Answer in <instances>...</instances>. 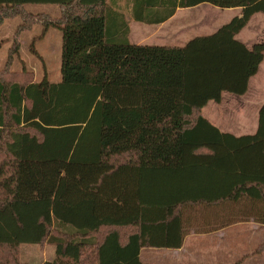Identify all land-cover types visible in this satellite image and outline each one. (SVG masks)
<instances>
[{
    "label": "trees",
    "instance_id": "trees-1",
    "mask_svg": "<svg viewBox=\"0 0 264 264\" xmlns=\"http://www.w3.org/2000/svg\"><path fill=\"white\" fill-rule=\"evenodd\" d=\"M30 3L62 8L42 22L63 34L61 80L0 72V264L45 241L56 257L42 264H147L143 248H180L192 231L264 225V104L254 134L202 115L258 73L264 41L237 35L264 0H134L147 23L201 3L242 9L184 46L131 43L108 0H0V27L21 16L31 30Z\"/></svg>",
    "mask_w": 264,
    "mask_h": 264
},
{
    "label": "crops",
    "instance_id": "crops-1",
    "mask_svg": "<svg viewBox=\"0 0 264 264\" xmlns=\"http://www.w3.org/2000/svg\"><path fill=\"white\" fill-rule=\"evenodd\" d=\"M108 2H110L114 8L123 15V19L128 21L130 29L129 40L131 43L138 45L147 44L163 46H184L191 38L199 36H190L191 25L187 9H194L195 7L207 4L201 3L197 6L188 8L179 7L173 16L163 22L147 23L133 18L132 7L134 0H108ZM257 14H255L252 19ZM251 21L237 35V39L244 42L248 47L263 42L258 39L259 34H256L257 31L260 30L259 27V30L257 29L256 32L255 30L251 31L252 36H250V33L249 36L244 34L243 31L250 25ZM202 24L205 25L206 23L204 22ZM212 26L213 25H210V27ZM217 29H215V31ZM215 31L213 30V32ZM207 34L211 33H206L205 35ZM263 67L264 61L261 63L258 73L250 79L249 89L242 96L244 97L243 101L246 102L230 106V104L225 103L226 97L228 99L239 96L234 94V96H230L225 95L226 93H224L221 102H214L216 104H213L212 101H210L203 108L202 115L211 124L215 125L223 132H229L236 136L254 134L258 128L259 111L264 104V99H257L256 102L254 101V98L250 96V92L255 80L261 82L260 75L264 69ZM260 85L261 83H259V86ZM259 86L256 92L252 93L257 94ZM221 115L229 116L232 124L225 123L223 119H220ZM227 127L235 129H228ZM242 224H250L253 225L254 228L264 227L263 224L251 219L246 222L236 223L211 232L197 233L192 231L186 234L180 248L145 247L141 250L140 257H142V254L148 250L152 251L148 252L150 256L157 253L159 254L157 255L159 261L158 264H264V234L262 232L254 229L249 231L246 230L244 232H229L231 228ZM239 236L242 237L243 243L247 244V248L245 249L246 252L241 259L238 257L237 243L240 240H238ZM256 236H260L259 241L255 240ZM196 238L201 239V241L191 240Z\"/></svg>",
    "mask_w": 264,
    "mask_h": 264
},
{
    "label": "rangeland",
    "instance_id": "rangeland-1",
    "mask_svg": "<svg viewBox=\"0 0 264 264\" xmlns=\"http://www.w3.org/2000/svg\"><path fill=\"white\" fill-rule=\"evenodd\" d=\"M241 10L242 9L239 7L221 8L209 3L200 7H195L194 9H187L191 25L190 36L193 37L194 35L212 33L213 30L215 31V29L229 22L234 16L239 15ZM24 11L30 15V19L32 23H34L31 30L18 31L20 26H26L30 23V21L21 16L5 19L0 27V72L4 70L11 72H26L33 75L34 81H41L43 78H47L51 82H59L61 80L63 34L61 29L57 26L53 25L47 27L45 24H42V22L44 20L54 21L59 19L62 14V8L55 4L30 3L24 6ZM204 22L206 23L205 25L202 24ZM210 25L213 26L210 27ZM257 29L259 30L256 33L259 34L258 39L264 41V13H258L243 32L249 36L251 31L255 30L256 32ZM17 32L19 33L18 39H16ZM250 36H252V34ZM16 40L20 41V50L18 53L9 57L10 50L13 49V43ZM260 80L261 82H257L258 80L253 82L250 92V96H252L256 102L257 99H264V69L261 72ZM259 83H261L260 86ZM258 86V93H252L256 92ZM225 95L234 96L236 94L226 93ZM237 96L239 97L228 99L226 97L225 103L231 106L246 102L243 101V95ZM214 102L215 101H212L213 104H216ZM220 119H223L225 123L232 124L229 116L221 115ZM258 228H254L253 225L250 224H242L231 228L229 232H244L254 229L264 234V227ZM259 237L260 236H256L255 240L259 241ZM191 240L201 241L199 238ZM238 240V257L241 259L246 252L245 249L247 248V244L243 243L241 236L238 237ZM6 251H8V248H4V252ZM16 251L19 261L23 264H42L45 261H52L56 257L55 246L47 241L41 244L22 243L16 248ZM148 252L152 251L146 250L142 254L141 260L149 264H158L157 255L159 254L157 253L150 256ZM85 256L87 255H84V257Z\"/></svg>",
    "mask_w": 264,
    "mask_h": 264
}]
</instances>
